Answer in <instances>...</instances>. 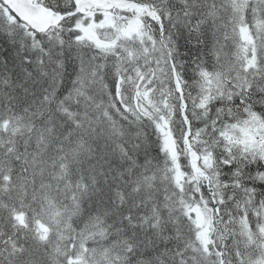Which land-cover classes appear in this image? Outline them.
Segmentation results:
<instances>
[{
    "label": "snow or ice",
    "instance_id": "obj_1",
    "mask_svg": "<svg viewBox=\"0 0 264 264\" xmlns=\"http://www.w3.org/2000/svg\"><path fill=\"white\" fill-rule=\"evenodd\" d=\"M0 264H264V0H0Z\"/></svg>",
    "mask_w": 264,
    "mask_h": 264
}]
</instances>
